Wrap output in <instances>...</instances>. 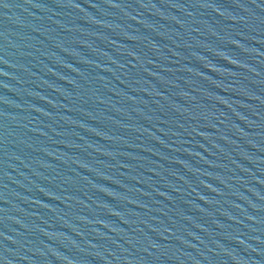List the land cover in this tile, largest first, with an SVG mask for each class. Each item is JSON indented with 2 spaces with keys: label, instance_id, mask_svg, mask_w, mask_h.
I'll return each instance as SVG.
<instances>
[{
  "label": "water",
  "instance_id": "water-1",
  "mask_svg": "<svg viewBox=\"0 0 264 264\" xmlns=\"http://www.w3.org/2000/svg\"><path fill=\"white\" fill-rule=\"evenodd\" d=\"M0 264H264V0H0Z\"/></svg>",
  "mask_w": 264,
  "mask_h": 264
}]
</instances>
